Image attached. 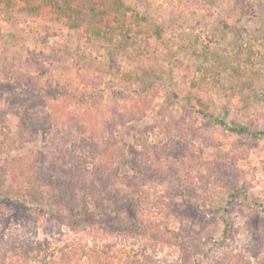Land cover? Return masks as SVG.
Returning a JSON list of instances; mask_svg holds the SVG:
<instances>
[{
  "label": "rangeland",
  "instance_id": "1",
  "mask_svg": "<svg viewBox=\"0 0 264 264\" xmlns=\"http://www.w3.org/2000/svg\"><path fill=\"white\" fill-rule=\"evenodd\" d=\"M111 1L114 13L83 23L78 0H0V109L18 137L0 154V256L28 239H48L55 251L75 241L87 245L81 264H98L108 243L124 256L157 241L153 227H141L162 221L184 244L147 252L207 264L205 253L222 256L213 241L236 189L239 231L229 248L264 250V135L194 113L183 79L184 66H193L196 92L230 126L264 128V0H254L257 16L239 22L232 0ZM92 3L103 11L104 0ZM137 11L147 21L138 22ZM223 21L247 30L224 33ZM155 24L163 25L161 39ZM30 78L40 95L27 89ZM237 151L248 157L232 164ZM32 153L45 155L53 181L67 180L62 195L1 173L3 162ZM183 159L204 179L182 186L173 166ZM26 204L44 212L24 225L15 216L32 214ZM77 212L91 215L69 226Z\"/></svg>",
  "mask_w": 264,
  "mask_h": 264
},
{
  "label": "trees",
  "instance_id": "2",
  "mask_svg": "<svg viewBox=\"0 0 264 264\" xmlns=\"http://www.w3.org/2000/svg\"><path fill=\"white\" fill-rule=\"evenodd\" d=\"M81 3V9H77V18L83 23H95L97 20L103 19L104 15L114 13V3L111 0H104L103 3V11L97 9V6L92 2L93 0H78ZM111 2V7L105 5V2ZM213 4L215 1H211ZM116 4L123 8L124 11L128 12V8L122 3ZM232 9L238 10V22L245 16L255 17L258 14L257 2L254 0H232L230 7ZM120 20V17L118 18ZM137 21H147V15L141 14L137 11ZM224 22V21H223ZM224 24V33L235 34L237 37L242 36L243 32H246V28L243 26L230 25L228 23ZM69 27V26H68ZM71 28V27H69ZM154 36L156 38L161 39L163 33V25L155 24L154 25ZM264 30V29H263ZM148 38H144L143 40H147ZM110 50V49H109ZM114 58V57H112ZM113 65L115 63V59H112ZM112 66V65H111ZM113 67V66H112ZM197 69L191 65H186L183 68L184 72V82L189 87V95L191 99L193 112L200 115L203 118H208L211 121L213 120L216 123H219L223 126H226L233 132L236 133H245L248 132L254 136L264 135V128L256 130L253 132L247 127H232L228 124V122L217 114L216 108H214L207 100H205L201 95L196 92L197 81L196 77ZM39 78V77H38ZM32 79L30 82L26 84L27 89L35 94L36 96L41 93L37 84L39 85V80ZM21 80V79H20ZM40 95V94H39ZM4 112L0 109V124H1V134L2 137L0 139V154L9 152L17 146V136L13 134V131L10 127L9 121L4 117ZM228 113V112H227ZM26 129H32V125L29 123L26 125ZM240 150V149H239ZM247 154V155H246ZM238 152L231 153V163L236 164L239 159H246L248 157V153ZM38 153H32L28 156H19L13 157L2 163L1 173L9 176V179L12 181H16L18 179H23L27 176V180L34 181L38 187L42 185L49 186L51 190L58 189L61 192V195L64 193L65 188L67 187V180H55L51 178L50 175H46L47 162L45 155L42 153L41 157L38 156ZM177 164V163H176ZM201 164H205L201 161ZM190 161L187 159H183L180 161L179 165L173 166V170L176 172V168L179 169L180 174L179 178H182L181 185L184 186L186 183H193L196 180H203L204 175L199 171H194L195 166H193ZM171 176L174 174L172 172L169 173ZM51 178V179H50ZM243 190L236 189L231 193L230 199L227 203V206L223 208L224 212L227 214V217L224 218L223 223L217 221L218 224H221L222 229V237L220 240H214L213 244L217 248H223L222 256L221 255H212L209 253H205V260H207V264H264V250L259 248L258 246L249 247L243 249V251H235L234 248H229L231 240L235 239L236 234L239 231V227L235 225L234 220L232 219V213L235 211V205L239 202L241 195L243 194ZM28 205V209L32 210V214L25 211H20V213L16 214L15 217L19 218V221H23V224H29L31 220H33V216L39 214V212H44V207H38L39 205ZM217 212V210H216ZM91 215V212H77L73 214L70 221L69 216L67 217L71 222V225L67 223L69 226H80L81 223L85 221V216ZM94 219V218H93ZM95 220V219H94ZM149 227H141L143 231L149 230L152 228L157 232L159 239L157 241H153V239H147L149 246H152L155 252H163L166 247H174L177 244H184V235L176 232L173 228L169 227L168 224L158 221L151 222L148 221ZM81 227V226H80ZM142 248L141 250H133V253H127L124 256H118V252L115 246L111 244H106L101 251L102 258L100 263L98 264H182L178 259H169V257H158L156 254H152L147 252V248ZM87 245H79L75 241H71L66 243L65 245L59 247L57 251L51 249L50 241L45 239L43 242H36L31 239L25 240L23 243L20 242L8 245L6 247L7 251L3 252L0 256V264H31V262L37 260L40 257H43L47 260L44 264H81L82 259L87 254L86 251ZM55 252H58V257L53 259H49V256L54 255ZM195 264H205V261H197Z\"/></svg>",
  "mask_w": 264,
  "mask_h": 264
}]
</instances>
